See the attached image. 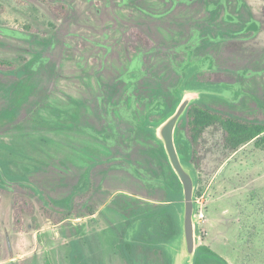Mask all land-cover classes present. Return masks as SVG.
Returning <instances> with one entry per match:
<instances>
[{
    "label": "rangeland",
    "instance_id": "rangeland-1",
    "mask_svg": "<svg viewBox=\"0 0 264 264\" xmlns=\"http://www.w3.org/2000/svg\"><path fill=\"white\" fill-rule=\"evenodd\" d=\"M48 1L66 14L41 0H0V62L25 71L17 83L0 70V158L31 183H0V264H74V239L86 264H129L120 246L138 222L129 226L118 202L146 210L164 199L170 172L149 130L161 142L167 99L179 92L264 124V0ZM132 27L151 48L131 51ZM198 81L212 85L188 88ZM214 129L201 168L186 164L195 248L264 264V148L251 141L225 158ZM15 192L32 199L38 230L29 217L13 227ZM45 209L70 215L54 223ZM161 220L148 222L143 242ZM166 248L185 254L183 236ZM133 264L160 263L138 251Z\"/></svg>",
    "mask_w": 264,
    "mask_h": 264
},
{
    "label": "trees",
    "instance_id": "trees-1",
    "mask_svg": "<svg viewBox=\"0 0 264 264\" xmlns=\"http://www.w3.org/2000/svg\"><path fill=\"white\" fill-rule=\"evenodd\" d=\"M45 3L50 11L57 17H63L66 12V6L62 3H51L48 0H41ZM4 6L0 2V13ZM129 48L131 51L135 49H149L153 42L151 38L139 27H132L129 31ZM135 51V50H134ZM9 64V63H8ZM0 62V70L6 76L14 77L17 83H21L25 75V71L15 68L12 64L8 65ZM221 75H213V82H218L216 78ZM203 84H211L209 81L194 83L188 88H198L205 86ZM212 85V84H211ZM213 86H216L213 84ZM174 96L167 99L163 105L160 119H165L174 113L176 107L181 101L179 92H174ZM146 122V121H145ZM159 118H155L152 124H158ZM215 128L219 137L216 139L215 147L221 152L225 158L237 151L243 145L254 141V145L258 148H264V124L253 122L245 118H241L236 114L224 111L220 108L212 107L208 103H204L200 98L192 102L186 109L184 115L180 118L175 128V145L181 161L184 164L192 166L194 169L201 168L205 152L208 150L206 132L210 128ZM214 129V130H215ZM151 136L157 145V151L162 161H165L170 172V182L166 184L164 199L159 203L148 204L146 210L138 202L119 203L118 205L126 218L127 224L133 226L138 222V229L132 237L127 233L123 239L120 251L124 259L133 264L134 256L138 251H150L159 261L160 264H172V254L166 248V244L171 243L182 235V227L180 222V212H182V187L181 183L172 170L167 155L164 151L163 144L155 139L154 134L149 130ZM181 132H184L182 136ZM130 163V162H129ZM135 176L143 179L137 173ZM154 178V179H153ZM90 179V178H89ZM157 181L158 178L151 177ZM146 183L145 179H143ZM159 181V180H158ZM0 183L2 186L8 184L31 185L27 174L15 173L7 160L0 158ZM12 223L17 230L23 228L25 217H29L35 230L40 228L38 218L35 214V206L32 199L23 192H15L11 198ZM46 214L51 217L54 223H59L69 218V211L65 213L53 214L45 209ZM165 215L166 220H161V225L155 221L157 225V235H151L150 240L143 242L144 233L147 231L148 222L157 215ZM72 259L74 264H86L88 258L84 255L82 248L77 239L72 241ZM101 264V263H93ZM193 264H228L227 261L219 254L214 252L207 245H200L195 248Z\"/></svg>",
    "mask_w": 264,
    "mask_h": 264
},
{
    "label": "water",
    "instance_id": "water-1",
    "mask_svg": "<svg viewBox=\"0 0 264 264\" xmlns=\"http://www.w3.org/2000/svg\"><path fill=\"white\" fill-rule=\"evenodd\" d=\"M191 103L192 99L189 96L181 99L174 113L169 115L158 129V135L163 144L169 164L177 175L182 187L183 206L180 214V222L182 227L181 236H183L185 243V254L177 252L175 256L172 255V264H193V257L195 254V234L193 223V191L195 179L188 166L181 161L174 139L175 128Z\"/></svg>",
    "mask_w": 264,
    "mask_h": 264
}]
</instances>
